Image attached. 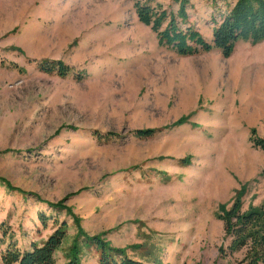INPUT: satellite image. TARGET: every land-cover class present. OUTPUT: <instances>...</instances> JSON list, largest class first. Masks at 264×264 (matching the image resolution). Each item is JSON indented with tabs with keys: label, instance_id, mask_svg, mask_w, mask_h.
<instances>
[{
	"label": "rangeland",
	"instance_id": "rangeland-1",
	"mask_svg": "<svg viewBox=\"0 0 264 264\" xmlns=\"http://www.w3.org/2000/svg\"><path fill=\"white\" fill-rule=\"evenodd\" d=\"M188 1L179 27L210 42L234 0ZM41 59L74 70L45 72ZM251 129L264 137V40L182 56L132 0H0V253L65 223L55 264L79 229L145 264H238L217 214L238 190L242 210L264 204ZM78 257L97 264L92 246Z\"/></svg>",
	"mask_w": 264,
	"mask_h": 264
},
{
	"label": "trees",
	"instance_id": "trees-1",
	"mask_svg": "<svg viewBox=\"0 0 264 264\" xmlns=\"http://www.w3.org/2000/svg\"><path fill=\"white\" fill-rule=\"evenodd\" d=\"M132 1L138 20L151 27L156 33L158 43L182 56L217 48L227 57L238 41L248 40L255 43L264 40V0H234L229 7L227 6L221 21L212 28L210 42L191 26L179 27L176 18L180 17L183 22L186 20L188 0H172L178 3L176 15L159 3L153 7L147 1ZM37 65L45 72L55 71L60 76H66L74 70L61 60L41 59ZM184 120L185 117L178 119L175 125L181 124ZM160 129L137 128L133 132L138 137H150ZM249 140L254 147L264 153V137L258 136L255 129H251ZM262 172L264 173V166ZM241 193V190L237 191L230 207L221 204L217 217L223 221L224 235L230 238L228 250L231 253L238 251L242 253L238 264H264V204L249 206L242 210ZM40 216L43 218L42 222H45L44 215ZM3 233L5 235L4 231ZM65 235L63 223L43 241L31 242L28 249L21 250L15 243H8L0 253L1 261L4 264H55V251L60 248ZM78 235H81L82 239L78 236L73 239L67 252L66 264H83L78 257L81 244L95 249L98 256L97 264H145L142 260L129 256L125 248L112 246L101 235H85L81 229ZM2 242L3 240H0V245Z\"/></svg>",
	"mask_w": 264,
	"mask_h": 264
}]
</instances>
